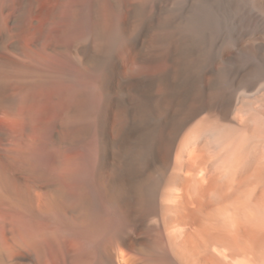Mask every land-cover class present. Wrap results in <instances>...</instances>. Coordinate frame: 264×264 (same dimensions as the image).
<instances>
[{"label": "bare ground", "instance_id": "1", "mask_svg": "<svg viewBox=\"0 0 264 264\" xmlns=\"http://www.w3.org/2000/svg\"><path fill=\"white\" fill-rule=\"evenodd\" d=\"M110 1L116 8L115 18L108 30L110 48L104 53L97 52L94 57L107 81L115 78V70L124 72L123 76L115 79L122 94L119 98L105 97L100 117L95 115L94 104L89 97L85 100L76 97L81 100L77 106L73 104L78 107L77 113H69H73V106L68 108L70 111H63L67 126L74 129L81 124L85 127L83 132L80 130L78 133L79 138L84 131L89 132L99 118L104 130L110 123L113 138L112 147L108 149L104 134L98 139L89 136L76 145L72 143L70 147L58 146L56 132L51 131L50 135L43 137L42 126L46 124L39 123L37 118L47 106L43 98V84L53 77L48 65L53 55H39L40 49H25L18 41L21 33L35 37L40 32L34 18L39 11V2L0 0V54L7 47H14L17 59L12 62L13 65L18 66L16 69L19 68L22 76L32 80L14 81L8 88L0 83V144L17 151L0 153V264H180L176 254L178 261L171 256V252L177 250L173 242L192 231L191 214L196 212L201 216L209 212L212 218L223 221L230 228L233 247H236L230 248V251L209 247L214 252H210L209 248V251L206 250L208 253L205 254L210 255L206 257L208 259L204 258L207 263L264 264L263 149V153L254 148L247 150V143L240 144L239 136H235L236 140L234 137L241 148V179L238 184L235 181L237 186L230 182V204L227 206L226 202H229L226 199L229 197L225 198V191L229 185L226 175L218 173L211 177L206 169L185 171L181 167L178 144L181 132L196 113L209 107L215 111L230 112L239 97L237 88L254 85V79L240 84L233 81L229 89L211 96L200 71L198 74L199 68L188 57L184 10H174L167 3ZM25 16H28L26 22ZM94 34L95 30L85 36L86 46L91 45ZM117 45H121L127 54V67L124 69L116 58ZM146 51L148 60L161 58L171 65L168 69L166 66L165 71L149 74L155 67L150 61L142 62ZM216 54L220 60L226 56L223 50H216ZM0 59L8 60L3 56ZM82 60L77 58L79 66ZM93 85L90 82V88ZM10 91L15 97L10 95ZM69 103L70 98L66 106ZM17 112L24 126L19 136L3 127L5 121L17 118ZM130 116L136 129L145 130L149 121L155 127L151 146L137 152L136 156L128 147ZM232 122L237 124V120ZM216 132L218 129L214 127L206 131L211 138ZM107 156H110L109 160ZM190 159H193L192 154ZM152 163L160 167L155 180L164 182L170 170L177 169L172 180L174 178L175 182V177L186 178L185 181L191 179V185L195 184V193H192L193 190L183 193L184 189L176 191L168 180L160 190L156 188V181L149 184V178L143 183L141 193L134 195L131 190L133 177L136 172L147 175ZM230 178V181L236 180ZM233 184L234 188L238 185L239 188H232ZM183 201L188 212L184 211L186 215L183 211L179 212L185 215L188 222L181 217L183 214L177 216L176 210ZM219 201H223L222 208ZM216 202L219 205L216 206ZM213 206L220 209L215 211ZM139 211L141 219L150 217L156 228L155 242H158V247L154 251L149 245L137 246L138 225H141L138 223L143 221L137 223L133 218Z\"/></svg>", "mask_w": 264, "mask_h": 264}, {"label": "rangeland", "instance_id": "2", "mask_svg": "<svg viewBox=\"0 0 264 264\" xmlns=\"http://www.w3.org/2000/svg\"><path fill=\"white\" fill-rule=\"evenodd\" d=\"M109 1L110 0H38L39 11L34 18L37 20L40 32H38L35 37L19 33L20 35L18 36V41L23 48H38L42 51H40L39 55H53V58L48 61L53 77L49 79V81H45L43 84V98L47 101V109H43L41 113L42 115L40 114V116H38L37 121L41 124H46L42 126L43 137H45V135H50L51 131L56 132L55 137H58V139H56L58 146L63 145L62 147H70L72 146V143L73 145H76L89 136L98 139L100 135L104 134L103 137L105 146L108 149L112 147L111 140L113 136L111 134V124H106L107 130H104V128L101 127L103 122L101 123L99 117L103 111L102 106L105 97L119 98L121 96L122 93L115 81L119 79L122 74L124 75V72L121 73L119 70H115V72H113L115 77L113 78L114 80L111 79L107 81L103 72L101 73V70L98 69L94 57L97 52L102 51L104 53L110 48L108 30L109 25L115 18L116 8L111 1ZM125 1L156 2L158 4L161 3L160 5L167 3L171 5V7L173 6L174 10L178 9L177 11H179V8L180 12L184 10L182 13H184L183 15L187 18V22L185 24L187 28H185V39L187 40L186 44L188 48V57L190 61L193 60L192 62L194 64L196 63L195 66L199 68L197 69L198 74L200 71L201 75H199L206 82L207 92L211 96L221 94L229 89L230 83L233 81L240 84L254 79L253 82L255 81L256 85H252L253 87L241 86V89L240 87L237 88L236 94L237 97H239L236 98L230 112L224 113L215 111L212 107L204 109L206 111L202 110L204 112H201L200 110L194 115L195 117L192 118L189 124L181 132L178 139V144H180L181 167L185 169V171L194 172L206 169L211 177H214V175L218 173H222L224 176L226 175L225 178L229 186H226L225 198L229 197L226 199L229 202H226V205L230 204V182L235 184L236 181L238 184L241 179V172L239 173L241 163V154L239 153H241V148L235 141L236 137L239 136L238 138L241 139L239 140L241 141L240 144L247 143V150L251 151L254 148L257 151L262 152L263 149L264 152V88L261 87H264V0ZM101 2L102 4H99ZM27 17L28 16L24 17V22H26ZM50 17L53 18L51 19ZM93 30H95L94 38H92L91 45L88 47L84 42V38ZM189 38L191 40H189ZM216 50H223L225 52L226 56L223 60H220L217 56ZM5 51L0 54L1 57L3 56V59H8H0V83L4 84L5 87L8 88L15 83L14 81H32L31 79L22 76L19 68L16 69L18 66H15V64L13 65L12 62L17 59V51L14 50V47H7ZM125 53V49L121 45H117L115 54L116 58L119 59L118 61L122 69L127 67L128 58ZM147 54L148 53L146 51L144 53L145 56L142 58L144 59L142 62L146 61L148 63L150 61L149 63L155 67V69L149 72V74H154L158 71H165L166 66L168 69V66L171 65L161 58H159L161 60H148L146 57L148 56ZM77 58L80 60L83 58L81 66L78 65ZM134 66L135 65H132V67ZM256 76L261 77V79H257ZM90 82L92 85L94 84L91 88ZM10 95L12 96L13 92L10 91ZM12 97H15V95ZM76 97H79L81 100H85V98L89 97L93 101L95 115L98 114L99 116L98 121H96L97 123H94L91 126L89 132L86 130V133L85 131L84 133H81L80 138L78 133L81 132L80 130L83 132L85 127L83 128L81 124L78 125L79 128L76 126L74 129L71 128V126H67L65 124L66 122L64 116V112H67V110L70 111L71 109H73V113L70 111V114L77 113L76 109H78V107H74L73 104L75 103L76 105L81 100L79 101ZM69 98L70 103L66 106ZM94 100H96V102ZM70 107L72 108L68 109ZM17 115L18 119L16 118L14 120L10 119L5 121L3 127L7 130L9 129V131H13L15 135L19 136L23 132L24 126L19 119L20 113ZM59 118H61V122L59 121ZM57 120L58 122H56ZM130 120L131 128L128 147L133 151L134 156H136L139 151L151 146L150 144L154 139L155 127L154 124L149 121L147 128L142 131L140 128L136 129L137 126H135L136 124L134 123L132 116H130ZM235 120H237V124L232 122ZM213 127L217 128L218 132H216L217 135L215 134L211 138L207 135L206 131L212 129ZM65 133L67 134L65 137L67 138L69 136V139L64 137L63 134ZM62 135L63 138H60ZM81 135L84 136L81 137ZM9 149L12 150L10 151ZM2 152L15 153L17 151L12 147L8 148V146L4 144L3 146H0V153ZM191 154L193 155V159H190ZM107 158L109 160L110 156H107ZM263 160L264 154L262 157V161ZM159 171V165L152 163V165H149L148 167L147 175L144 173L142 174L141 172H136V175L131 181V190L133 194L138 196L141 193L143 183L148 181L149 178V184L156 181V188L160 190L163 189L164 182L168 180L171 183V187L174 186V189H177L176 191L181 190L182 192L184 189L183 193H186L187 190L191 192L193 190L192 193H195V184L191 185V179L189 181H185L186 178L183 180V177H175V182L174 178L172 180L171 177L174 175L175 171L178 172L177 169L173 170V172L171 169L167 176L169 179H167V177L166 179L164 178V182L163 180L160 182L155 180L157 179L156 177H158L157 173H159ZM144 175H146L147 178H145ZM230 177L236 180L230 181ZM144 178L145 181L143 180ZM227 183H225V185ZM234 184L231 186L232 188L235 187L236 184ZM237 188H239V185ZM221 202L223 203V201ZM221 202L219 201V203ZM182 203L186 210L179 204L178 209L182 208V210H176L178 211V214H176L179 217L184 213V211L186 214L188 212V207L185 204V201ZM219 203L217 204L216 202V206L219 205ZM222 203L220 204L221 208L223 206ZM220 207L216 208L213 206L215 211L219 210ZM214 210L212 209V211ZM179 211H183V213L180 214ZM136 214L137 215H135L133 220L135 219L137 223L143 221V223H138L141 225H138L139 239L137 241V246L138 248H141V245H149L150 249L154 251V248L158 247V242H155V239H157L156 228L152 222H150L152 219L150 220V217H146V220L141 219L142 215L140 211ZM184 214L181 217L185 219L186 214ZM206 214H202V216L198 212L191 214L193 224H191L193 226L191 229L192 231L190 232L191 234L189 233L183 235L185 237H180L181 240L178 238V240L175 239V241H179L178 244L177 242H173V247L175 248L177 246L175 248V250H177L175 251L173 249L175 253L171 252V256L172 258H175L176 254L177 258L179 257V261L177 258L175 259L179 263L181 262L180 264H182V262L183 264H209L210 261L209 263L205 261L208 259L206 257L210 256L206 255L208 253L207 251H209V247L212 248L215 246L214 248L218 247L229 251L230 248L232 249L234 243L230 237V228L224 224L223 221H219L218 218H212V215H209V212ZM184 221L188 222L186 219ZM228 221L229 220L227 219L226 222L228 223ZM228 224H230V222ZM218 226H221L220 230H218ZM211 251L214 252L213 249H210V252Z\"/></svg>", "mask_w": 264, "mask_h": 264}]
</instances>
